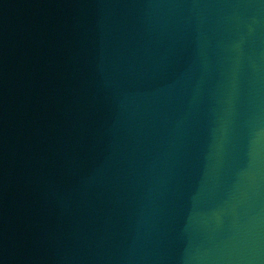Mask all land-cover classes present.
<instances>
[{
	"label": "water",
	"instance_id": "water-1",
	"mask_svg": "<svg viewBox=\"0 0 264 264\" xmlns=\"http://www.w3.org/2000/svg\"><path fill=\"white\" fill-rule=\"evenodd\" d=\"M0 264H264V0H0Z\"/></svg>",
	"mask_w": 264,
	"mask_h": 264
}]
</instances>
